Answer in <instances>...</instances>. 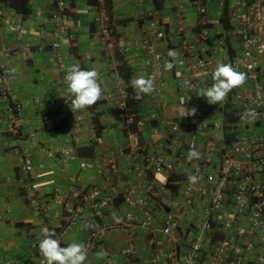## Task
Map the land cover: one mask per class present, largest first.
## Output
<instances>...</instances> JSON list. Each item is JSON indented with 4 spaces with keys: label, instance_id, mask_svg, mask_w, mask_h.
Instances as JSON below:
<instances>
[{
    "label": "crops",
    "instance_id": "obj_1",
    "mask_svg": "<svg viewBox=\"0 0 264 264\" xmlns=\"http://www.w3.org/2000/svg\"><path fill=\"white\" fill-rule=\"evenodd\" d=\"M2 1L6 3L9 17L22 18L23 25L18 39L16 35L4 30L0 40V46L4 48L0 51V65L7 66L13 77L11 96L3 97L0 94V264H37L43 258L38 248L42 239V227L54 230L55 238L61 241L62 246L86 241L88 227L84 225H90L89 214L85 216L86 224L82 220L78 221L71 230L63 232L72 211L68 178L81 174L80 168L84 161H90L103 153L113 155L120 164L122 180L125 178L131 153L129 138L120 119L118 100L106 98L117 84H122L126 89L121 64L127 66L130 81L144 75L154 77V83L158 77L166 83L160 105L156 101L155 91L137 99L140 106L138 115L142 118V125L136 129L139 143L149 151L159 152V144L151 145L150 135L156 134L161 141L168 133L171 123H179L183 127L170 148L162 150L173 169L155 170L150 177L167 200H173L174 190L171 186H175L177 178L183 179L194 161L199 159L188 156V144L192 135L181 118L184 107L190 108L189 103L193 97L201 100V118L212 126V136L217 147L226 141V128L230 123L226 121V99L218 104H209L206 98L198 96L201 88L210 87L213 83L212 80L208 81L205 73L198 70L186 72L185 79L190 85L179 90L175 86L173 68L167 70L165 67L166 62L171 60L167 56L169 50H177L180 56L184 42H201L199 35L202 26L191 7V0H160L157 8L153 0H91L96 4H91L89 0H72L71 9L76 23L73 29L74 39L70 42L62 40L60 53L67 68L79 64L85 70H98L104 98L90 108L77 111L84 117L79 134L82 141L75 148L73 158L62 159L59 150L69 144L74 133L68 118L70 104L61 97L65 91L69 93L68 86H61L59 92L54 89L59 76L54 52L50 47L53 0ZM238 4L239 0L206 1L207 27L211 30L212 37L208 38V43L213 42L212 35L222 34L220 17L224 6H227L229 12ZM108 12L111 13L110 19ZM101 19L107 21L103 22ZM150 20L160 23L168 38L155 45V53L162 56L158 73H153L148 67L151 56L137 47L144 40L146 24ZM103 26L114 32L116 49L112 62H107L102 56L99 30ZM219 63L221 62L212 66L213 71ZM132 90L136 96V90L133 87ZM181 97L187 100L184 107L179 105ZM49 100L56 101L55 113H50L37 103ZM15 103L21 105L22 119L17 136L9 129ZM97 137L103 138L102 148L92 144ZM195 141L196 150L200 152L203 139L197 135ZM25 150L32 153L36 170V176L28 186H34L42 197L37 206L30 205L20 187L22 175L19 165ZM174 176L177 181H173ZM165 177L167 181L164 183ZM82 178L86 189L99 182L93 172H85ZM119 184L122 185L120 181ZM58 195L63 198V205L57 203ZM117 206L119 207L109 210V215L119 214L124 208L121 202ZM194 220L195 217H187L181 221L177 234L188 229L189 224L193 225ZM153 237L156 243H162L158 233ZM148 238L142 233L130 237L124 231H108L103 240L88 252L85 264H127L128 260L122 251L128 245L133 246L136 252L135 264H149ZM100 250L107 253L109 260L105 256L97 257L96 253Z\"/></svg>",
    "mask_w": 264,
    "mask_h": 264
},
{
    "label": "built area",
    "instance_id": "obj_2",
    "mask_svg": "<svg viewBox=\"0 0 264 264\" xmlns=\"http://www.w3.org/2000/svg\"><path fill=\"white\" fill-rule=\"evenodd\" d=\"M206 1L191 0V7L202 26L201 42L182 44L181 55L172 69L175 86L179 90L188 87L190 83L185 74L194 70L205 73L211 81L212 66L216 62L230 63L237 71L246 72V83L232 89L226 97V103L236 110L234 115L238 117V123L231 126L230 139L217 147L212 126L201 118V100L197 97L190 100V107L196 106L198 112L194 117H181L192 135L188 146L196 148L198 135L203 139V148L199 159L184 174L178 189L172 192L173 200L169 201L150 177L155 170L173 169L162 150L170 148L183 127L171 123L161 141L156 134H151V145L159 144L161 151L147 150L139 143L136 131L142 125V118L138 115L132 121L126 104V89L122 84L115 85L106 98L118 100L120 119L129 138L131 153L124 180L119 162L108 153L84 161L80 168L82 175L68 178L72 211L63 232L71 230L78 221L86 224L85 216L89 214L91 220L84 243L88 252L108 231H124L130 237L137 233L149 236V264H264V0H239L238 6L228 12L232 27L230 39H226L222 29L221 38L212 35L210 44L207 42L211 30L207 27ZM71 3L72 0H53L54 11L50 16L53 26L50 47L59 76L54 89L58 92L67 84L64 79L67 64L60 53L61 41L74 39L76 23ZM6 10V3L0 0V40L4 30L18 39L23 20L9 17ZM99 38L103 58L112 62L116 49L114 32L103 26ZM167 39L160 23L156 20L147 22L144 40L137 47L151 56L148 67L153 73L159 72L162 60V56L154 51L155 45ZM3 50L0 46V51ZM12 78L10 69L1 64V96H11ZM155 87L156 101L160 105L166 83L158 77ZM61 97L66 102L70 94L65 91ZM181 98L186 105V98ZM181 98L179 105H182ZM37 103L50 113L57 110L55 100ZM13 110L9 129L17 136L22 124L21 105L15 103ZM68 118L74 137L59 150L62 159L73 158L75 148L82 141L79 134L83 115L70 109ZM132 123L135 130L129 129ZM92 144L102 148L103 138L93 139ZM20 161L23 196L31 206H37L42 197L34 186H28L36 176L32 153L23 151ZM85 172H93L99 178V182L89 189L83 187ZM190 175L198 178L195 184L189 182ZM119 181L122 185H118ZM56 197L57 203L63 205V198ZM118 199L123 210L109 215L111 208L119 207L114 204ZM187 217H195L193 225L189 224L188 229L177 234L181 221ZM155 233L161 236V244L155 242ZM122 254L126 256L127 264H135L137 255L133 246L128 245ZM105 257L109 260L107 253ZM37 264H45L44 258Z\"/></svg>",
    "mask_w": 264,
    "mask_h": 264
},
{
    "label": "clouds",
    "instance_id": "obj_3",
    "mask_svg": "<svg viewBox=\"0 0 264 264\" xmlns=\"http://www.w3.org/2000/svg\"><path fill=\"white\" fill-rule=\"evenodd\" d=\"M167 56L171 60L166 62L165 67L167 70H171L174 67L172 61H175L179 56V52L172 49L167 52ZM211 78L213 81L211 86L201 88L198 96L206 98L209 104H218L226 99L232 89L246 83L247 73L237 71L230 63H219L212 72ZM64 79L70 93L66 102L70 101V109L73 112L90 108L103 100L104 89L101 86L100 74L97 69L85 70L79 64H73L66 69ZM131 85L136 90V99H140L141 95H148L155 91L154 77L139 75L131 80ZM180 102L184 107L183 98ZM197 112L196 106L184 107L182 117H194ZM188 156L189 158H199V152L195 146L190 147ZM188 179L190 183L195 184L198 178L195 175H190ZM166 181L167 177L164 178V183ZM84 227H89V225L86 224ZM41 236L38 248L45 264H85L88 259V248L83 242H72L67 246H62L61 241L55 238V231L47 227L41 228ZM96 255L98 258H103L106 252L100 250Z\"/></svg>",
    "mask_w": 264,
    "mask_h": 264
},
{
    "label": "trees",
    "instance_id": "obj_4",
    "mask_svg": "<svg viewBox=\"0 0 264 264\" xmlns=\"http://www.w3.org/2000/svg\"><path fill=\"white\" fill-rule=\"evenodd\" d=\"M153 1H154V4H155L156 8L159 7L160 0H153ZM89 2L91 4H96L95 1L93 2V1L89 0ZM107 14H108V17H109L108 19H110L111 18V16H110L111 13L108 12ZM220 21H221V26H222V28H223V30L225 32L226 39L229 40L230 37H231L232 27H231V23H230V20H229V17H228V9H227L226 5L224 6L222 15L220 17ZM215 37H216V39H218V38H221V35H218V36H215ZM120 68H121V71H122V79L126 83V94H127L126 95V104H127L128 109H129V116L132 119V121H134L137 118L139 110H140L139 102L135 98V94L133 93L132 86H131V81H130V72L127 69V66L125 64H121ZM228 95H229V93H228ZM235 111H236L235 109L231 108L230 103H226V112H225L226 121H228L230 123L227 126V128H226V129H228L227 130L228 135L226 137L227 140H229L231 135H232L230 133L231 126L238 123V117H236L234 115ZM46 127H47V125H46ZM135 128H136L135 124H133V123L130 124V126H129L130 130H135ZM172 179H173V177H172ZM177 180H176V178L174 176L173 181H177V183L174 184L175 186H171V184H170L172 190H174V191L176 189H178V187L180 186V183H181L180 179L177 178ZM119 201H115V203H114L115 206H117L121 202V201L120 202Z\"/></svg>",
    "mask_w": 264,
    "mask_h": 264
}]
</instances>
